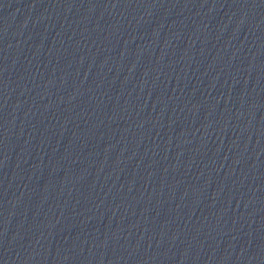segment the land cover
<instances>
[{
  "label": "water",
  "instance_id": "1",
  "mask_svg": "<svg viewBox=\"0 0 264 264\" xmlns=\"http://www.w3.org/2000/svg\"><path fill=\"white\" fill-rule=\"evenodd\" d=\"M0 264H264V0H0Z\"/></svg>",
  "mask_w": 264,
  "mask_h": 264
}]
</instances>
